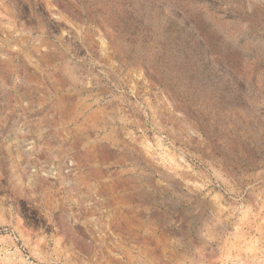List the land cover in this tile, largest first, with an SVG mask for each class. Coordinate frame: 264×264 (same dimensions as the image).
I'll use <instances>...</instances> for the list:
<instances>
[{
    "label": "rangeland",
    "instance_id": "1",
    "mask_svg": "<svg viewBox=\"0 0 264 264\" xmlns=\"http://www.w3.org/2000/svg\"><path fill=\"white\" fill-rule=\"evenodd\" d=\"M0 264H264V0H0Z\"/></svg>",
    "mask_w": 264,
    "mask_h": 264
},
{
    "label": "bare ground",
    "instance_id": "2",
    "mask_svg": "<svg viewBox=\"0 0 264 264\" xmlns=\"http://www.w3.org/2000/svg\"><path fill=\"white\" fill-rule=\"evenodd\" d=\"M137 2V1H136ZM170 5V4H169ZM155 6V5H154ZM143 8V7H142ZM117 10V9H116ZM190 12V11H189ZM157 13V12H156ZM160 13V12H159ZM157 17V16H156ZM155 17V18H156ZM198 19V18H197ZM205 24V23H204ZM201 25V24H200ZM222 25V24H221ZM205 26V25H204ZM218 33V32H217ZM208 34V33H207ZM136 158V157H135ZM169 168V167H168ZM185 174V173H184ZM253 192V191H252ZM118 198V197H117ZM120 215V214H119ZM122 218V217H121Z\"/></svg>",
    "mask_w": 264,
    "mask_h": 264
}]
</instances>
